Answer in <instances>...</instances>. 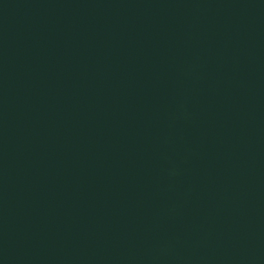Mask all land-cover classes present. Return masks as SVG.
I'll use <instances>...</instances> for the list:
<instances>
[{
	"label": "water",
	"instance_id": "obj_1",
	"mask_svg": "<svg viewBox=\"0 0 264 264\" xmlns=\"http://www.w3.org/2000/svg\"><path fill=\"white\" fill-rule=\"evenodd\" d=\"M0 264H264V0H0Z\"/></svg>",
	"mask_w": 264,
	"mask_h": 264
}]
</instances>
